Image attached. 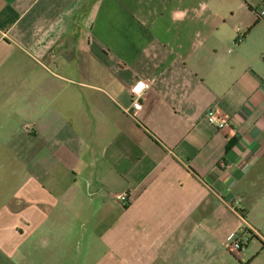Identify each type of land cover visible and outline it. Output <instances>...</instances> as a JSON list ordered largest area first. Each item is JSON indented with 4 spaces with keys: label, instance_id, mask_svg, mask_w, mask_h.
Segmentation results:
<instances>
[{
    "label": "crops",
    "instance_id": "crops-1",
    "mask_svg": "<svg viewBox=\"0 0 264 264\" xmlns=\"http://www.w3.org/2000/svg\"><path fill=\"white\" fill-rule=\"evenodd\" d=\"M263 6L0 0V172L10 154L16 168L0 264L256 260ZM140 81L151 87L128 112ZM211 110L225 128L208 122ZM123 193L128 206L115 199ZM235 235L245 251L228 247Z\"/></svg>",
    "mask_w": 264,
    "mask_h": 264
},
{
    "label": "built area",
    "instance_id": "built-area-1",
    "mask_svg": "<svg viewBox=\"0 0 264 264\" xmlns=\"http://www.w3.org/2000/svg\"><path fill=\"white\" fill-rule=\"evenodd\" d=\"M259 17L264 21V6L259 12ZM141 84L143 85V87L140 89V91H136L137 87ZM150 87H151L150 82L147 81L138 82V84L132 88V101L130 105L126 108V111L128 112L140 111L142 108L143 95L147 89H150ZM207 120L210 124L216 126L219 129H223L227 125L226 120H224L222 117L219 116L217 110H211L207 114ZM26 130H28V127H26ZM115 199L123 206H128V204L130 203L129 196L126 193L116 195ZM246 245L247 243L242 242L239 235H235L229 241L228 247L230 248V250L239 253L245 251Z\"/></svg>",
    "mask_w": 264,
    "mask_h": 264
},
{
    "label": "rangeland",
    "instance_id": "rangeland-1",
    "mask_svg": "<svg viewBox=\"0 0 264 264\" xmlns=\"http://www.w3.org/2000/svg\"><path fill=\"white\" fill-rule=\"evenodd\" d=\"M14 158H15V155L10 154L8 156L9 169H8L7 173H6V171L0 172V186L5 187L3 189H1V187H0V211H4L7 209L6 208V206H7L6 201L10 198V196L12 195V192H14L16 190V186H15L16 168H15V166L12 165V163L15 162V160H13ZM12 160H13V162H12ZM3 182H5V183H3ZM13 206L14 207L16 206V202L13 204ZM88 237L91 238V236H88ZM249 238H251V240H252V236ZM92 240H94V238H92ZM248 242L249 241H246L247 244H248ZM254 245L260 246V250L258 252V256H256L258 258H256V260L254 259L250 264H264V247H263L264 243L261 240H257L255 238L253 240V242H251L249 244V247H247L250 252H253V248H254L253 246ZM254 255H256V254H254Z\"/></svg>",
    "mask_w": 264,
    "mask_h": 264
},
{
    "label": "snow or ice",
    "instance_id": "snow-or-ice-1",
    "mask_svg": "<svg viewBox=\"0 0 264 264\" xmlns=\"http://www.w3.org/2000/svg\"><path fill=\"white\" fill-rule=\"evenodd\" d=\"M143 87V85L141 84V85H139L138 87H137V89H136V91H140V89Z\"/></svg>",
    "mask_w": 264,
    "mask_h": 264
},
{
    "label": "clouds",
    "instance_id": "clouds-1",
    "mask_svg": "<svg viewBox=\"0 0 264 264\" xmlns=\"http://www.w3.org/2000/svg\"><path fill=\"white\" fill-rule=\"evenodd\" d=\"M183 14H179L180 17H182Z\"/></svg>",
    "mask_w": 264,
    "mask_h": 264
}]
</instances>
